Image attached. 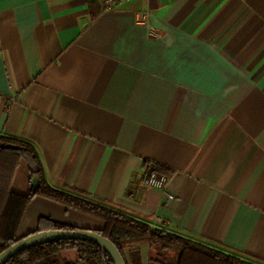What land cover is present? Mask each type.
Instances as JSON below:
<instances>
[{
	"label": "crops",
	"instance_id": "1",
	"mask_svg": "<svg viewBox=\"0 0 264 264\" xmlns=\"http://www.w3.org/2000/svg\"><path fill=\"white\" fill-rule=\"evenodd\" d=\"M0 134L53 187L264 264V0H0ZM152 165L172 198L143 183ZM11 190H29L24 161ZM41 218L103 227L35 196L17 237Z\"/></svg>",
	"mask_w": 264,
	"mask_h": 264
},
{
	"label": "trees",
	"instance_id": "2",
	"mask_svg": "<svg viewBox=\"0 0 264 264\" xmlns=\"http://www.w3.org/2000/svg\"><path fill=\"white\" fill-rule=\"evenodd\" d=\"M20 161H24L29 170V190L26 194L11 190V182ZM150 171L157 175L168 173L161 165L150 166ZM33 177H37L36 184L32 182ZM35 196L55 200L101 219L103 227L93 230L115 244L125 264H141L140 249L134 247L137 243H147V264H256L167 230L151 227L126 213L53 187L45 178L34 146L24 139L0 134V252L20 238L17 237L19 223L25 208ZM48 229L78 227L41 218L34 231ZM65 249L75 250L84 264H113L110 256L98 245L79 239L37 244L18 252L4 264H77L59 262L57 256Z\"/></svg>",
	"mask_w": 264,
	"mask_h": 264
},
{
	"label": "water",
	"instance_id": "3",
	"mask_svg": "<svg viewBox=\"0 0 264 264\" xmlns=\"http://www.w3.org/2000/svg\"><path fill=\"white\" fill-rule=\"evenodd\" d=\"M32 182L36 184L37 177H33ZM68 239L91 241L98 245L110 256L113 264H125L121 253L111 240L99 234L95 230L88 228L48 229L27 233L0 252V264L6 263L12 256L17 254L18 252L37 244Z\"/></svg>",
	"mask_w": 264,
	"mask_h": 264
},
{
	"label": "built area",
	"instance_id": "4",
	"mask_svg": "<svg viewBox=\"0 0 264 264\" xmlns=\"http://www.w3.org/2000/svg\"><path fill=\"white\" fill-rule=\"evenodd\" d=\"M126 1H129V0H101V4H102L103 10L108 11V10L113 9L115 6L123 2H126ZM142 180H143V183L146 185H151V186L161 188L164 196L168 197L169 199L172 198V194H170L166 189V183L168 180L166 175H163V174L157 175L151 172L149 169L148 171L145 172Z\"/></svg>",
	"mask_w": 264,
	"mask_h": 264
}]
</instances>
